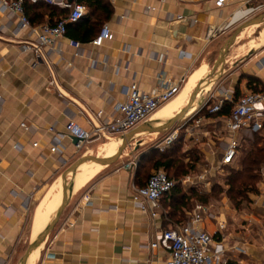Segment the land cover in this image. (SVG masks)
<instances>
[{
    "label": "crops",
    "instance_id": "crops-1",
    "mask_svg": "<svg viewBox=\"0 0 264 264\" xmlns=\"http://www.w3.org/2000/svg\"><path fill=\"white\" fill-rule=\"evenodd\" d=\"M83 2L87 16L70 24L66 36L54 45L45 47L37 63L33 52L23 51L21 44L36 42L33 29L55 24L68 10L44 2L29 4L31 27L21 29L18 17L0 9V264L20 263L21 248L28 247L38 235L35 229L50 220L54 205L62 200V175L81 152L72 138H66L64 151L52 153L50 125L63 132L65 124L73 120L91 129L98 112H103L102 119L114 114L131 84L152 92L160 78L176 80L186 75L178 99L151 120L162 123L172 118L212 69L227 40L264 13V0H229L223 8L215 0ZM104 24L109 25L112 38L95 46L92 40ZM261 26L264 22L242 31L229 49L222 72L182 121L184 137L198 144L204 155L205 163L200 166L207 176L220 168L222 154L233 138L240 143L234 164L255 146L253 134L229 132V116L208 115L201 108L226 92L236 102L253 91L250 77L258 79L264 91V30L256 42H241ZM70 39L82 42L81 48L71 46ZM198 119L202 121L197 126ZM259 135L262 141L258 145H262L264 129ZM99 142L87 149L95 152ZM92 163L83 164L78 171ZM122 165L104 166L88 182L75 179L60 222L29 264L167 263L169 252L150 246L163 230L186 223L194 209L182 208L185 217L181 222L172 217L174 212L181 213L173 191L162 198L156 217L142 211L132 199V185H139L136 172ZM262 176L260 188L264 167ZM87 192L92 196L89 205L83 200ZM251 197L252 208L237 209L229 199L206 204L226 222L223 236L215 235L216 241L224 239L225 264H264V194L259 190ZM37 218L40 223L35 228ZM69 221L75 225L66 227ZM201 226L212 234L217 231L214 218H206Z\"/></svg>",
    "mask_w": 264,
    "mask_h": 264
},
{
    "label": "built area",
    "instance_id": "built-area-1",
    "mask_svg": "<svg viewBox=\"0 0 264 264\" xmlns=\"http://www.w3.org/2000/svg\"><path fill=\"white\" fill-rule=\"evenodd\" d=\"M164 1V0H160ZM229 0H215L218 8H223ZM38 4L44 2L49 5H56L68 10V15L55 24H44L33 29L37 34L34 43L23 42V51H32L35 63L41 59V53L45 47L52 46L60 37L67 34L68 26L76 24L88 14V7L83 0H0V9L9 11L19 18L20 28L31 27L30 18L26 12V3ZM154 9V8H152ZM211 34V33H210ZM112 38V31L108 24H104L99 34L92 40L95 46H101L106 40ZM70 45L76 49L81 48L82 42L70 39ZM186 82V75L176 80L160 78L155 90L147 92L142 90L137 83L131 84L126 90V99L116 105L114 114L107 119H102L103 112L97 114V121L91 129H86L79 123L70 120L65 124L63 132H56L55 126L50 125L48 131L54 133L50 151L59 153L66 147L65 139L75 137L78 143L75 148L82 151L88 144L94 141L109 139L111 137L122 139V137L140 124L151 120L153 115L166 103L175 98L182 90ZM53 83V82H52ZM211 99L206 101L201 109L205 107L209 114H215L223 108L225 102H233L231 96L226 92L224 96L216 99L210 105ZM3 96L0 93V107ZM198 119L195 123H201ZM25 127V125H22ZM29 129L28 127H25ZM227 128L233 135L240 132L254 134L264 129V91H250L242 95L233 106L231 115L227 120ZM179 138V129H175L166 138L155 146V149L163 152ZM37 146V143L34 144ZM240 143L233 138L222 154L220 167L233 165L238 155ZM139 166V159L134 158L122 165L121 168L136 172ZM119 168V169H121ZM206 172L199 176L200 181L206 179ZM176 181L171 179L167 172L159 169L151 175L143 186L132 185L133 201L142 211L150 213L153 217L158 215L161 208V200L164 196L171 194ZM264 194V185L260 188ZM83 200L86 205L92 201L90 192L85 193ZM28 209V205L26 204ZM206 218H214L217 222L215 234L208 232L202 223ZM75 222L69 221L66 227H73ZM226 222L220 221L211 211V208L203 203L195 205L190 214V219L181 225L163 230L151 248L162 247L169 252V259L166 264H225L227 248L224 239L216 241L215 235L223 236ZM7 264V263H4Z\"/></svg>",
    "mask_w": 264,
    "mask_h": 264
},
{
    "label": "trees",
    "instance_id": "trees-1",
    "mask_svg": "<svg viewBox=\"0 0 264 264\" xmlns=\"http://www.w3.org/2000/svg\"><path fill=\"white\" fill-rule=\"evenodd\" d=\"M29 4V2L26 3V12L27 6ZM38 4L31 5L36 6ZM83 40L87 41L90 40V38H84ZM249 85L255 92L263 91L261 82L256 78L250 77ZM234 103V101L225 102L221 111L215 114H209L206 107L202 110V112L207 113L208 115L230 116ZM211 104L212 103L210 102V105ZM252 140L255 146L244 153L238 164L236 163L233 165L224 166L229 168L227 176L223 179L225 185L228 187L226 194L237 209L244 208L246 204L250 202L251 195L257 193L258 186L263 177L262 169L264 167V143L262 145H258L260 141H262L259 132L253 134ZM179 141L180 140L176 141L163 152L154 149L144 153L141 156L140 163L136 171V179L139 186L145 185L153 174L152 173L149 177H147V174L143 172V165H145L149 159H153V167L158 168V170L164 168L168 172V176L175 181L177 178L179 179L188 175L191 168H194V166L197 164L198 157H195L194 160L189 159V162L184 164L183 158L186 156V154L182 152ZM154 153L158 154L152 156ZM182 165H185V169L182 168ZM218 186V188L222 187L221 184ZM174 193L175 195L173 199L176 202V206L180 208L181 213L174 212L172 217L176 218L178 222L183 221L185 217L182 208L190 210L193 202L202 201L206 203L210 197L209 194H202L195 188H191L190 192L185 191L181 184H176Z\"/></svg>",
    "mask_w": 264,
    "mask_h": 264
},
{
    "label": "water",
    "instance_id": "water-1",
    "mask_svg": "<svg viewBox=\"0 0 264 264\" xmlns=\"http://www.w3.org/2000/svg\"><path fill=\"white\" fill-rule=\"evenodd\" d=\"M264 22V13L260 16L246 22L243 24L225 43L222 47L220 54L215 61L212 69L208 72V74L200 80L189 97L187 104L177 112L172 118L162 122L157 123L152 120L146 121L133 130L126 133L121 139V145L118 148V151L113 156H98V155H84L80 157L76 162H74L62 175V200L59 206L56 208L54 213L52 214L48 224L46 227L28 244L21 260L20 264H29L31 255L47 240V238L51 235L55 227L60 222L62 215L68 205V201L72 191V185L76 179L78 170L80 167L88 162H97L104 164L105 166H111L116 164L125 154L128 147L132 144L134 140L141 134V136L146 134H164L167 131L174 128V126L182 121L189 113V111L197 104L198 98L202 92L206 90V88L213 82V80L222 72L226 56L229 52V49L236 42L239 35L242 31L250 28L251 26L260 24ZM74 144L78 143V139L72 137ZM141 140L137 142V146L135 150L139 149Z\"/></svg>",
    "mask_w": 264,
    "mask_h": 264
},
{
    "label": "rangeland",
    "instance_id": "rangeland-1",
    "mask_svg": "<svg viewBox=\"0 0 264 264\" xmlns=\"http://www.w3.org/2000/svg\"><path fill=\"white\" fill-rule=\"evenodd\" d=\"M263 30H264V26L256 28L255 31H253L250 35H247L244 39H242L241 42L250 43V44H252V42H256L260 36V33ZM209 70H211V68ZM177 99L178 98L174 99L173 101H175ZM182 121L178 122L174 126V128H172L171 130L167 131L164 134H156V135L146 134V135L137 137L136 140H134L132 142V144L128 147V149L126 150L123 157L116 164L111 165V166L125 164L134 158L139 159V163H140V158L144 153L154 150L155 146L158 144V142H161L170 133H172L175 130V128H177V129H179V138L177 139V141L180 140L179 142H180L181 150H182V152H184L186 154V156L183 158L184 164H187L189 162V159L194 160L195 157H198V160H197V164L194 166V168H191L188 175L185 176V178H189L190 180H188L187 183H185L183 181L184 177L179 178V179L177 178L176 183L181 184L182 188H184L185 191L190 192L191 188H195L196 190H198V192H200L202 194H209L210 195V197L208 198V201L206 203H204L202 201L193 202L190 210L192 211L194 209L195 205L198 204L199 202L204 203V204H213V203H216L217 201L222 202L224 199H229L227 194H226L228 187L225 185L224 180H223L227 176V172H228L229 168L220 167L219 169H217L216 173L213 176H210V175L206 176L205 180L200 181L199 176L201 174H203L202 173L203 170H202L200 165H203L205 163L204 162V155L202 154L201 150L199 149L198 144L192 143L191 139H186L184 137V133H183L184 131L182 129H180L181 125H182ZM112 139H117V138L111 137L109 139L101 140V142L98 143L97 150L95 152L94 151L91 152V150L87 149V146L91 145V144H88L79 153V157L77 159H79L80 157H82L84 155L104 156L105 151L103 149V144L111 141ZM139 140H141L139 149L135 150V147L137 146V142ZM90 149H92V148L90 147ZM100 150H101V152H100ZM84 152H89V153L82 155V153H84ZM135 152L136 153L138 152V153H137V155L134 156ZM156 154H158V153H154L152 156H154ZM152 164H153V159H149V160H147L145 165H143V172L145 174H147V177H149L153 172L158 170V168L153 167ZM237 164H238V162H237ZM106 168H110V167L108 166ZM182 168L185 169V165L184 166L182 165ZM162 169L165 170L164 168H162ZM220 184L222 185V187L218 188L219 187L218 185H220ZM259 188L260 187L258 186V191H257V193H255L256 195L259 194V190H260ZM255 194H252L251 196H253ZM253 201H254V199H252V197H251L250 202H248L245 207L252 208V204L254 203ZM25 249L26 248H24V247L21 248L19 255H18L19 261L22 258L23 254L25 252Z\"/></svg>",
    "mask_w": 264,
    "mask_h": 264
},
{
    "label": "bare ground",
    "instance_id": "bare-ground-1",
    "mask_svg": "<svg viewBox=\"0 0 264 264\" xmlns=\"http://www.w3.org/2000/svg\"><path fill=\"white\" fill-rule=\"evenodd\" d=\"M210 86V85H209ZM182 92V91H181ZM181 92L175 97V98H173L171 101H173L174 99H176V98H178L179 97V95L181 94ZM171 101H169V102H171ZM168 102V103H169ZM168 103H166L165 105H167ZM164 105V106H165ZM164 106H162L161 108H163ZM160 108V109H161ZM159 109V110H160ZM158 110V111H159ZM157 111V112H158ZM156 112V113H157ZM155 113V114H156ZM154 114V115H155ZM139 136H141V134L139 135ZM121 139H112L111 141H109V142H107V143H104L103 144V149H104V151H105V153H104V156H106V157H108V156H111V154L115 151V149L119 146V145H121ZM120 147V146H119ZM118 147V148H119ZM100 152H101V150H100ZM100 154V153H99ZM105 165L104 164H101V163H97V162H93L92 164H89V165H87V166H85V168L83 169V170H81V171H78V173H77V176H76V178H79V179H81L80 181H83V183L84 182H88L95 174H97L98 173V171H100V169L102 168V167H104ZM60 202H61V200H59V201H57L56 202V204L54 205V207H53V210H56V208L59 206V204H60ZM41 209H39L38 210V212L40 211ZM37 215H38V213H37ZM48 221L49 220H47L45 223H43V224H40L39 225V227L37 228V225L40 223V220L37 218L36 219V223H35V228H37V229H35V232H34V234L35 235H37V234H39L45 227H46V225L48 224ZM40 248H41V246L37 249V251L35 252V253H33L32 255H31V258L30 259H33V258H35V256H36V254L39 252V250H40Z\"/></svg>",
    "mask_w": 264,
    "mask_h": 264
}]
</instances>
